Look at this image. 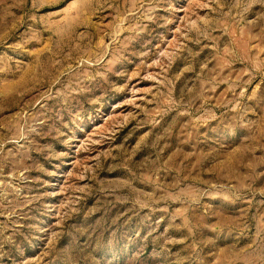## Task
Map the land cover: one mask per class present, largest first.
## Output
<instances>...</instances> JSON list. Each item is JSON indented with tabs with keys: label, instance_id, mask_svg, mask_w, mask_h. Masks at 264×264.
Returning a JSON list of instances; mask_svg holds the SVG:
<instances>
[{
	"label": "rangeland",
	"instance_id": "rangeland-1",
	"mask_svg": "<svg viewBox=\"0 0 264 264\" xmlns=\"http://www.w3.org/2000/svg\"><path fill=\"white\" fill-rule=\"evenodd\" d=\"M0 264H264V0H0Z\"/></svg>",
	"mask_w": 264,
	"mask_h": 264
}]
</instances>
